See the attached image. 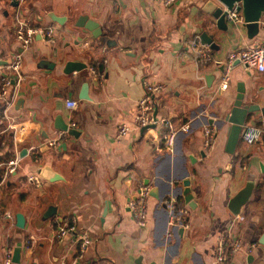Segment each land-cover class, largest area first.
Masks as SVG:
<instances>
[{"label":"crops","instance_id":"obj_1","mask_svg":"<svg viewBox=\"0 0 264 264\" xmlns=\"http://www.w3.org/2000/svg\"><path fill=\"white\" fill-rule=\"evenodd\" d=\"M208 1L221 5L218 0H177L171 6L163 0H19L15 7L0 0V65L17 52L23 55L22 79L10 75V104L0 100V158L10 151V160L20 159L9 175L10 160L0 159V264L11 244L22 247L20 264H220L222 238L258 242L253 254L240 253L224 264H264V143L242 139L247 125L264 127V72L238 64L230 87L219 91L224 71L218 63L234 49L264 45V18L250 39L243 24L227 20V30L218 28L206 10ZM82 15L98 22L116 45L108 47L77 26ZM20 22L52 26L55 43L37 38L29 48L19 47ZM204 33L218 50L202 42ZM196 38L212 50L213 62L197 61ZM70 62L84 67L72 71ZM6 74L0 70V85ZM145 81L162 86L154 114L180 130L172 149L164 139L169 127L135 126ZM242 83L244 104L260 109L249 113L229 153L230 123L222 120ZM85 85L88 99L81 97ZM69 99L78 102L76 108H68ZM61 120L74 124L78 135L57 129ZM122 123L130 131L119 138ZM187 123L189 131L181 130ZM209 128L215 134L207 143ZM57 138L60 144L51 146ZM24 149L28 153L21 157ZM42 168L52 169L58 180L42 178L37 172ZM31 175L41 184H32ZM186 176L192 206L184 196ZM250 180L256 183L252 196L234 214L229 203ZM143 185L157 191L147 200V230L130 209ZM168 199L177 201V214L187 225L173 222L164 205ZM51 206L56 212L46 216ZM17 213L26 218L24 228L17 226ZM72 219L75 231L60 235V225ZM85 237L92 243L80 258Z\"/></svg>","mask_w":264,"mask_h":264},{"label":"built area","instance_id":"obj_2","mask_svg":"<svg viewBox=\"0 0 264 264\" xmlns=\"http://www.w3.org/2000/svg\"><path fill=\"white\" fill-rule=\"evenodd\" d=\"M177 0H163L164 5L171 6ZM227 20L234 24H242L244 22L243 15L241 11L237 9V5L233 9L228 10ZM16 38L18 46L27 49L32 43L40 38L43 41L53 44L56 41L55 29L52 26L37 25L32 26L26 22H20L16 30ZM192 45L196 50L197 61L201 64H209L214 61L212 50L201 43L199 38L193 40ZM1 60V59H0ZM22 61L23 55L20 52L14 54L12 59L7 65H0V70L5 69L9 74L2 76L0 85V100L10 104V91L14 87L10 75L15 76L18 80L22 79ZM223 66V76L220 81L219 91H226L230 87L232 80V72L236 65L243 64L249 68H254L260 72H264V45H255L248 47H241L232 50L229 53L228 58L224 62H218ZM144 95L138 101L137 110L134 117V123L137 128H147L149 126H166L170 128V131L164 135L165 144L169 149H172L175 144L176 136L180 130L174 129L172 124L167 119H159L155 114V98L162 91V86L159 84H153L148 81L144 82ZM68 108H76L78 102L76 100L69 99L66 101ZM76 127L74 124L72 128ZM190 129L189 123L182 126L181 130L188 132ZM130 131V126L127 123H122L118 127L117 136L119 138L124 137ZM65 134V133H64ZM215 134L213 128L205 130V139L207 143L211 142ZM242 139L247 144H254L257 142L264 143V127L249 124L246 126L242 133ZM60 138L50 141L51 146H58L60 144ZM37 158V156H36ZM20 159L18 157L11 159L7 163V175L16 172L17 166ZM29 181L34 185L41 184V178L38 175L29 176ZM151 194V187L149 185H143L138 196L131 200L130 209L133 216L140 227L147 226L148 223V208L147 200ZM166 208L172 213L173 222L181 221L183 225H187L186 220H183L181 216L177 214L178 205L175 199H168L164 202ZM76 229V219H72L69 223H63L59 227V234L64 236L68 233H73ZM92 243V239L85 237L80 243L79 257L82 258L88 249L89 245ZM26 248H30V241L25 244ZM258 247V242H248L244 243L242 240H235L234 242H228L226 239H220L216 262L224 264L231 261L236 255L243 254L245 257L254 253ZM14 248L9 245L4 254L3 264H14L13 260Z\"/></svg>","mask_w":264,"mask_h":264},{"label":"water","instance_id":"obj_3","mask_svg":"<svg viewBox=\"0 0 264 264\" xmlns=\"http://www.w3.org/2000/svg\"><path fill=\"white\" fill-rule=\"evenodd\" d=\"M220 2V6L213 1H208L206 3V10L210 12L214 18L217 20V26L218 28H221L223 30H227L228 27V21H227V15L228 10H231L234 8L235 5H237V9L241 11L244 22L243 27L247 29L248 31V37L252 39L255 37L259 30L261 29V21L264 18V0H218ZM19 0H11L12 6H19ZM49 16L56 22L63 23V18L56 16L54 13H50ZM77 26L85 27L88 30L91 31L92 35L95 38H98L102 44H105L108 47H111L113 45H116V41L112 38H108L107 36L103 35L102 29L98 22L92 20L86 15L80 16ZM202 42L204 44L209 45L212 49H219V45L217 42L214 41L213 37L208 35L207 33H204L202 35ZM5 65L7 64L4 62ZM69 67L71 70H79L80 68H83L81 64L70 62ZM88 86L85 85L83 89V93L81 95L82 98L88 99ZM238 94L236 96V99L231 103L228 112H226L224 119L222 122H228L230 123L229 128V142H228V152L233 153L236 145L238 144L241 132L243 130V127L246 123L247 118L249 117V113L254 112L256 110H259V106L257 104L253 105H245L244 99H245V93L246 88L245 85L240 84L238 86ZM57 129L63 130L66 133H69L73 136L78 135V131L74 128H71L66 122L64 121H58ZM143 131L145 128L142 129ZM64 146V145H63ZM28 151L24 149L21 153V157H24ZM37 172L41 175L42 178L49 180V181H56L58 180V174L54 172L52 169H38ZM190 178L186 176V178L183 180V184L185 186V192L184 196L186 198V201L190 206H192L193 196L190 188ZM255 181L250 180L247 185L240 191L238 194H236L232 200L229 203V208L234 214H239L242 206L249 201L250 197L252 196V192L255 188ZM151 196H157L156 189H152ZM106 210V209H105ZM51 212H56V207L51 206L49 210L47 211L46 216L51 215ZM17 226L19 228H24L26 225V218L22 213H17ZM143 230H147L148 227H142ZM22 258V247L17 246L14 249V256L13 260L14 263L20 264ZM251 258V257H250Z\"/></svg>","mask_w":264,"mask_h":264},{"label":"trees","instance_id":"obj_4","mask_svg":"<svg viewBox=\"0 0 264 264\" xmlns=\"http://www.w3.org/2000/svg\"><path fill=\"white\" fill-rule=\"evenodd\" d=\"M11 154L10 151H8L4 156H2L0 159L6 164L10 160ZM3 175L0 174V182L2 180Z\"/></svg>","mask_w":264,"mask_h":264}]
</instances>
